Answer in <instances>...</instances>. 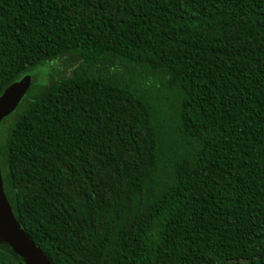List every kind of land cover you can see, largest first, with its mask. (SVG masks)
<instances>
[{
  "label": "trees",
  "instance_id": "16d2710c",
  "mask_svg": "<svg viewBox=\"0 0 264 264\" xmlns=\"http://www.w3.org/2000/svg\"><path fill=\"white\" fill-rule=\"evenodd\" d=\"M24 77L0 177L49 264H264V0H0Z\"/></svg>",
  "mask_w": 264,
  "mask_h": 264
},
{
  "label": "water",
  "instance_id": "95a60500",
  "mask_svg": "<svg viewBox=\"0 0 264 264\" xmlns=\"http://www.w3.org/2000/svg\"><path fill=\"white\" fill-rule=\"evenodd\" d=\"M29 86L28 78L11 84L0 95V121L16 107ZM0 249L18 264H49L20 229L6 201L0 177Z\"/></svg>",
  "mask_w": 264,
  "mask_h": 264
},
{
  "label": "rangeland",
  "instance_id": "374dc122",
  "mask_svg": "<svg viewBox=\"0 0 264 264\" xmlns=\"http://www.w3.org/2000/svg\"><path fill=\"white\" fill-rule=\"evenodd\" d=\"M52 64H54V62L46 63L43 67L34 69L31 73H29L30 77L35 82H43L44 79L46 78V72L49 71V69L51 68Z\"/></svg>",
  "mask_w": 264,
  "mask_h": 264
}]
</instances>
